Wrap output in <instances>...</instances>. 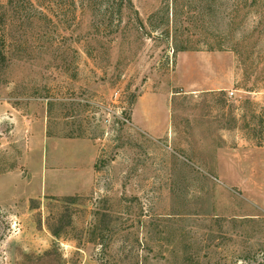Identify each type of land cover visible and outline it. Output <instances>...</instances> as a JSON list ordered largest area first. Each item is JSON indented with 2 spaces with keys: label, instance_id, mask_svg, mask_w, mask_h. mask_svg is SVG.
I'll return each instance as SVG.
<instances>
[{
  "label": "rangeland",
  "instance_id": "obj_1",
  "mask_svg": "<svg viewBox=\"0 0 264 264\" xmlns=\"http://www.w3.org/2000/svg\"><path fill=\"white\" fill-rule=\"evenodd\" d=\"M0 264H264V0H0Z\"/></svg>",
  "mask_w": 264,
  "mask_h": 264
}]
</instances>
